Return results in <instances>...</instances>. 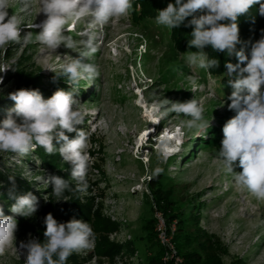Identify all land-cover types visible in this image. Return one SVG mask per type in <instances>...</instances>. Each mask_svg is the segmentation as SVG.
<instances>
[{"label": "rangeland", "instance_id": "rangeland-1", "mask_svg": "<svg viewBox=\"0 0 264 264\" xmlns=\"http://www.w3.org/2000/svg\"><path fill=\"white\" fill-rule=\"evenodd\" d=\"M39 11V0H35L30 15L20 12L14 2L9 15L16 12L24 24L40 23L46 16ZM89 23L90 19L85 18L72 32L64 34L79 41V33ZM68 26H72L71 22ZM28 31L38 33L40 29L21 26L22 37ZM94 31L98 50L90 59L63 45L55 51L47 49L35 41V34L31 43H12L6 53L0 50L3 81L0 122L14 107V101L8 97L16 90H39L48 99L59 89L66 92L78 89L74 98L81 104L85 121L76 127L88 135V153L92 157L87 191L66 190L61 198L67 200H57L52 186L37 183L35 177L55 175L69 180L70 187H75L70 175L72 165L64 162L58 151L48 155L42 147H37L25 157L0 152V207L4 214L16 220L22 217L10 211L14 203L7 195L10 175L26 188L21 195L30 191L38 198L37 212L26 218L32 219L36 231L23 234L24 230L18 227L14 243L0 256V264H25L27 250L21 249L20 243L31 238H41L44 242V217L48 213L59 215L72 203L86 208L88 218L76 213L59 223L73 218L88 222L95 233V246L73 253L66 264H146L154 255L148 238L149 222L155 219V230L158 221L164 222L161 213L153 207L154 195L170 202L172 213L178 211L184 217L191 214L196 219L195 229L206 234L205 239H209L206 245H211L214 251L213 255L210 251L197 252L203 264H264V202L257 201L246 190H239L232 175L216 159L223 139L222 128L236 115L228 108L231 94L219 98L214 78L199 67H187L184 59L173 51L167 27L156 22L137 27L129 22L127 15ZM190 51L198 50L191 47ZM71 58L96 64L100 76L94 80L82 79L75 89L64 76L53 82L56 73L51 70L59 72ZM189 75L194 82L188 80ZM154 92L172 102L197 99L204 108L205 119L213 118L210 128L189 130L183 124L187 118L175 113H168L158 124H152L144 114L147 108L137 101L152 98ZM178 128L184 132L181 151L161 162L158 144L165 133L172 137ZM65 135L75 139L77 132L65 131ZM217 135H222L219 142L211 143ZM56 146L59 148L60 144ZM157 168H163L159 175ZM27 170L32 172L31 176H25ZM234 171H242L238 162ZM154 178L161 180L152 191L149 186ZM170 243L176 251L175 243L172 240ZM108 244L122 250L116 256H105L109 252ZM192 247L185 250L194 251Z\"/></svg>", "mask_w": 264, "mask_h": 264}, {"label": "clouds", "instance_id": "clouds-1", "mask_svg": "<svg viewBox=\"0 0 264 264\" xmlns=\"http://www.w3.org/2000/svg\"><path fill=\"white\" fill-rule=\"evenodd\" d=\"M14 2L19 5L20 12L30 15L35 0H0V50L6 53L7 46L12 43H31L35 34V41L47 49L55 51L63 45L78 51L80 57L89 59L98 50L97 32L94 30L126 17L132 9V0H39V13H43L46 19L40 23L24 24L16 12L9 15ZM256 4L260 5L259 14L264 16V3L261 0H175L174 4L169 3L158 11L156 23L175 29L186 18L192 17L185 25L193 29L188 47H195L198 51H188L183 57L189 68L208 70L219 66V60L210 59L205 52L207 46L228 55L235 53L238 63H226L225 68L226 75L230 77L228 83L233 88L228 97V108L235 111L236 115L222 128L223 139L216 159L232 175L239 190H246L257 201L264 202V92L261 91L264 86V29L261 30V38L251 44L250 58L243 48L236 51L237 44L241 43L238 19L247 16ZM198 11L206 14L197 17L195 13ZM85 18H89L90 23L86 30L79 33V41L72 35L64 34L65 31L72 32L75 25ZM69 22L71 27L68 26ZM22 25L40 31H28L22 37ZM51 71L56 73L53 82L59 76H64L73 89L82 79L94 80L100 76L96 64H85L73 58L62 65L59 72ZM188 80L194 82L191 75ZM75 92L78 89L68 92L59 89L50 98L44 99L39 90H16L9 93L8 97L14 101V107L8 110L6 118L0 122V152L25 157L37 147H42L48 155L58 151L63 161L72 165L70 175L71 180L76 182L75 187H70V181L59 176L35 177L37 183L52 186V193L57 200H67L61 198L66 190L85 193L89 187L87 176L92 157L88 153V135L76 127L84 124L85 114L79 101L74 98ZM137 103L147 108L144 114L154 125L168 113H175L178 117L187 118L183 121L187 129L204 131L210 128L213 119H205L204 108L197 99L172 102L160 98L154 92L152 98L138 99ZM65 131H76L77 137L69 139ZM183 135L181 128L171 138L165 133V139L157 147L161 162H166L181 151ZM57 144H60L59 148ZM236 162L242 169L238 173L234 171ZM155 171L159 175L163 168ZM31 174L27 170L25 176ZM8 179L12 185L7 192L8 199L14 201L10 211L25 218L33 216L38 210V198L30 191L23 195L17 194L15 176L10 175ZM44 224V242L31 238L27 243H20V248L27 250L25 264H66L73 253L91 250L95 246V233L84 220L73 218L58 223L52 213H48L44 217ZM17 228L14 216L5 215L0 207V256H4L14 243Z\"/></svg>", "mask_w": 264, "mask_h": 264}, {"label": "trees", "instance_id": "trees-1", "mask_svg": "<svg viewBox=\"0 0 264 264\" xmlns=\"http://www.w3.org/2000/svg\"><path fill=\"white\" fill-rule=\"evenodd\" d=\"M261 2L264 3V0H261ZM169 3L174 4L175 0H132V9L128 14L129 22L137 27H147L150 23L153 24V22H156L158 11L166 8ZM137 5H139V7H137ZM259 7V4L254 5L247 16H241L238 19L239 36L241 43L237 44L236 51H239L241 48H243L245 54L249 55V58L251 44L255 43L261 38V30L264 29V16H261L259 14ZM203 14L206 13L198 11L197 13H195V16L198 17L199 15ZM191 19L192 17L186 18L184 23L181 24L178 28H167L168 41L173 51L180 58H183L187 54V52L190 51V48L188 47V40H190L189 36L191 35L193 29L192 27H186L185 25H187L188 21H190ZM204 50L208 53L210 59L215 58L219 60L220 63L217 68L208 70L202 68L200 69L216 80V95L219 98L223 99L222 96L231 94L233 91V88L228 83L230 77L226 75L227 69L225 68V64H236L238 63V59L235 53H233L232 55H228L226 52L214 51L211 46H207ZM261 91L264 92V88H262ZM222 135H217L218 137L214 136V139L211 141V143H218ZM160 180L161 178H159L158 180H156L155 178L151 180L149 187L152 191L155 190V188L159 185ZM8 184L9 185L7 187L11 188V182H9ZM22 185L23 183H16V191L19 195L26 191V188H24V186ZM154 200L155 205L153 207H155L164 218L167 236H170L171 240L175 243V255L180 259L179 264H203L200 255L197 253L198 251H202L203 253L210 251L211 255L214 254L212 246L206 245L207 242H209L208 237H206L207 239H205L206 234L199 228L195 229V226H197V222L196 219H192L193 215L191 217V214H188V217H184V214H179L178 211L172 213L171 211H169L170 202L166 201L164 197H158L154 195ZM193 208L194 206H192L191 212L193 211ZM76 213H80V216L84 217L85 219L88 218V211L86 210V208L83 209L82 206L76 205L75 203H72L61 214H56L53 217L59 223L60 221H65V219L70 218V215H74ZM155 223L156 222L154 218H152L149 222L150 228L148 229V238L151 241V245L153 246L154 255L147 259L146 264H174L173 259L170 257L165 261L163 259L166 255V249L162 246L158 239V233L155 230ZM17 224L19 229L24 230L23 234L26 232H34L35 230V225L32 219L20 217L19 219H17ZM190 225H193L194 227ZM171 226H173V229L171 228ZM38 240L40 242H43L41 238H39ZM190 245L193 246L192 248L194 249V251L185 250ZM194 246H196V249L194 248ZM108 247V255H105L108 257L116 256L117 253L122 250L120 247H116L113 244H108ZM171 254L172 253L169 252L167 255Z\"/></svg>", "mask_w": 264, "mask_h": 264}, {"label": "built area", "instance_id": "built-area-1", "mask_svg": "<svg viewBox=\"0 0 264 264\" xmlns=\"http://www.w3.org/2000/svg\"><path fill=\"white\" fill-rule=\"evenodd\" d=\"M156 231L158 233V239L160 243L163 245V247L166 249L164 261L168 260L169 257L173 259L174 264H179V257L175 255V251L170 243L171 237L167 236L165 224L162 220L158 221ZM169 252H171V255H167Z\"/></svg>", "mask_w": 264, "mask_h": 264}, {"label": "bare ground", "instance_id": "bare-ground-1", "mask_svg": "<svg viewBox=\"0 0 264 264\" xmlns=\"http://www.w3.org/2000/svg\"><path fill=\"white\" fill-rule=\"evenodd\" d=\"M168 136H169V135H168ZM169 137H171V136H169ZM164 139H165V136H164ZM164 139H162V140H164ZM162 140H161V141H162Z\"/></svg>", "mask_w": 264, "mask_h": 264}]
</instances>
